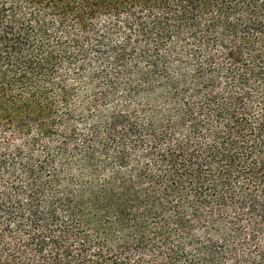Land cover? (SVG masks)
<instances>
[{
	"label": "trees",
	"instance_id": "16d2710c",
	"mask_svg": "<svg viewBox=\"0 0 264 264\" xmlns=\"http://www.w3.org/2000/svg\"><path fill=\"white\" fill-rule=\"evenodd\" d=\"M0 264H264V0H0Z\"/></svg>",
	"mask_w": 264,
	"mask_h": 264
}]
</instances>
